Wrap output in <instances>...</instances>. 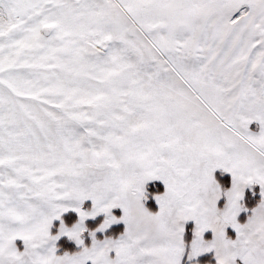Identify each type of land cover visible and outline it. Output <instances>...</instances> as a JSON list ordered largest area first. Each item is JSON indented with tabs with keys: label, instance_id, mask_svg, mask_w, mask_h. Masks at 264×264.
I'll return each mask as SVG.
<instances>
[{
	"label": "snow or ice",
	"instance_id": "6c2138e0",
	"mask_svg": "<svg viewBox=\"0 0 264 264\" xmlns=\"http://www.w3.org/2000/svg\"><path fill=\"white\" fill-rule=\"evenodd\" d=\"M60 235L78 250L57 254ZM186 247L264 264V0H0V264H181Z\"/></svg>",
	"mask_w": 264,
	"mask_h": 264
},
{
	"label": "rangeland",
	"instance_id": "374dc122",
	"mask_svg": "<svg viewBox=\"0 0 264 264\" xmlns=\"http://www.w3.org/2000/svg\"><path fill=\"white\" fill-rule=\"evenodd\" d=\"M242 9L246 8V5L241 6ZM248 130L250 133L256 134L259 132V122L258 121H250L248 125ZM213 176L218 180V182L221 183L222 187H230L231 186V174L224 169H214L213 170ZM151 188V189H150ZM145 189H146V199H142V203L144 206L149 210V211H156L158 209V204L155 201L154 196L152 195L153 192L156 193H162L164 191V184L163 181L160 179L153 178L152 180L146 181L145 183ZM261 198L260 195V185L258 183L254 184H248L244 186L242 197H241V202L244 204L245 208H242L241 211L237 215V220L239 222H244L246 220L247 215L250 214L251 207L255 204L256 201H258ZM225 202V197L221 196L218 201H217V206L218 207H223V204ZM250 202V206H249ZM81 208L82 210H90L92 207V201L91 199H85L81 203ZM153 206V208L151 207ZM247 209V211L245 210ZM111 213L114 216H121L122 215V210L117 206L112 209H110ZM67 214H74L75 218L73 219L72 223L75 222L78 219L77 213L69 208L66 210L64 213L61 214L60 219H54L52 222V225L50 226V233L55 234L58 231L60 220L62 219L64 221V216ZM99 219V222L93 227L89 228L87 225L88 221H93ZM105 219V214L100 212L97 213L95 216H89L85 217L84 224L86 225L88 230L91 229H97L98 225L103 223ZM65 222V221H64ZM72 223H66L67 225H70ZM184 232H183V238L187 242H190L192 238V228L194 227V222L192 220L184 221ZM120 226L121 229L117 231H110L112 227ZM124 223L122 220L117 219L116 221H113L110 223L106 228H104L102 231L97 230L95 232V235L97 239H103L105 236H112L115 238L118 236L121 232L124 230ZM225 231L226 234L229 237L234 238L235 237V232L231 228L230 225L225 226ZM206 239L211 238V230H206L205 233L203 234ZM65 238L68 242H71L73 245H75L74 241H71L66 235H60L57 240L54 242L57 246V243L60 239ZM82 238L84 239L85 244H90L91 243V237L88 234V231H85L82 234ZM14 244H16L18 249L23 248V241L20 238H16L14 240ZM76 250H78V246L75 245ZM188 251L189 249L186 247V251L184 254H182L181 257V264H216V259H215V254L214 250L210 249L207 252L200 253L196 257L189 258L188 256ZM56 252L57 254H63L64 251H59L58 246L56 247ZM202 257H207V261L205 263L200 262V258ZM209 258V259H208ZM236 264H243V262L240 260L239 257L236 258Z\"/></svg>",
	"mask_w": 264,
	"mask_h": 264
},
{
	"label": "trees",
	"instance_id": "16d2710c",
	"mask_svg": "<svg viewBox=\"0 0 264 264\" xmlns=\"http://www.w3.org/2000/svg\"><path fill=\"white\" fill-rule=\"evenodd\" d=\"M249 206H250V202H249ZM151 207L153 208V206H151ZM74 218H75L74 214H71V215L67 214L64 216V221L66 223H72ZM98 222H99V219H96L93 221H88L87 225L89 228H93ZM120 229H121L120 226H116V227H112L110 231H117ZM57 246H58L59 251H65V250L75 251L76 250L75 245H73L71 242H68L65 238L60 239L57 243ZM206 261H207V257L200 258V262L205 263Z\"/></svg>",
	"mask_w": 264,
	"mask_h": 264
}]
</instances>
